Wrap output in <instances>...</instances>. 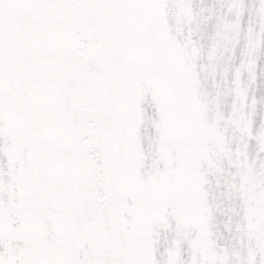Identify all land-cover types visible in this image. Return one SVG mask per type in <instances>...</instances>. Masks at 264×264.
<instances>
[{
  "label": "snow or ice",
  "instance_id": "1",
  "mask_svg": "<svg viewBox=\"0 0 264 264\" xmlns=\"http://www.w3.org/2000/svg\"><path fill=\"white\" fill-rule=\"evenodd\" d=\"M0 264H264V0H0Z\"/></svg>",
  "mask_w": 264,
  "mask_h": 264
}]
</instances>
